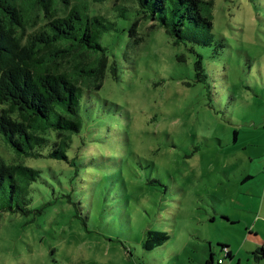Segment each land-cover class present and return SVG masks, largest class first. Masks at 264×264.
Segmentation results:
<instances>
[{
    "label": "rangeland",
    "instance_id": "obj_1",
    "mask_svg": "<svg viewBox=\"0 0 264 264\" xmlns=\"http://www.w3.org/2000/svg\"><path fill=\"white\" fill-rule=\"evenodd\" d=\"M212 1L210 30L177 40L141 18L134 45L135 5L88 0L116 21L118 76L82 99L73 165L23 159L47 183L0 213V264H264V0ZM148 230L168 238L146 249Z\"/></svg>",
    "mask_w": 264,
    "mask_h": 264
},
{
    "label": "trees",
    "instance_id": "obj_2",
    "mask_svg": "<svg viewBox=\"0 0 264 264\" xmlns=\"http://www.w3.org/2000/svg\"><path fill=\"white\" fill-rule=\"evenodd\" d=\"M112 1L117 18L125 17V4L137 7L140 17L128 28L134 45L141 40V18L177 40L186 24L212 27V0ZM113 30L116 21L93 11L88 0H0V143L14 156L10 162L0 154V213L27 214L30 189L47 183L43 167L23 159L74 164L67 152L82 130L81 101L89 90L101 87L106 71L118 76L117 63L102 42ZM195 68L199 75L200 60ZM167 238L148 230L143 247L151 249ZM226 247L221 244L230 257ZM222 262L218 258L216 264ZM204 264H215L212 252Z\"/></svg>",
    "mask_w": 264,
    "mask_h": 264
},
{
    "label": "crops",
    "instance_id": "obj_3",
    "mask_svg": "<svg viewBox=\"0 0 264 264\" xmlns=\"http://www.w3.org/2000/svg\"><path fill=\"white\" fill-rule=\"evenodd\" d=\"M256 223V222H255ZM251 233H253V232H251V230H249V234H251ZM227 248H228V250H229V252H230V254H231V256L229 257V258H233V254H232V251H231V249L229 248V246H227ZM264 255V254H263ZM264 257V256H263ZM206 261V260H205ZM213 262H214V260H213Z\"/></svg>",
    "mask_w": 264,
    "mask_h": 264
}]
</instances>
